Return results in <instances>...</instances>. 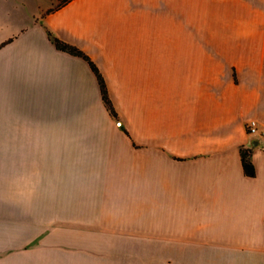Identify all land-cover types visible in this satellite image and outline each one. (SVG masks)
<instances>
[{
	"label": "crops",
	"instance_id": "crops-1",
	"mask_svg": "<svg viewBox=\"0 0 264 264\" xmlns=\"http://www.w3.org/2000/svg\"><path fill=\"white\" fill-rule=\"evenodd\" d=\"M56 2L0 0V264H264V0H214L220 39L187 0Z\"/></svg>",
	"mask_w": 264,
	"mask_h": 264
},
{
	"label": "rangeland",
	"instance_id": "rangeland-1",
	"mask_svg": "<svg viewBox=\"0 0 264 264\" xmlns=\"http://www.w3.org/2000/svg\"><path fill=\"white\" fill-rule=\"evenodd\" d=\"M187 8L191 34H198L205 39H220L228 35L219 31L218 24L224 21L216 16L214 0H187Z\"/></svg>",
	"mask_w": 264,
	"mask_h": 264
},
{
	"label": "trees",
	"instance_id": "trees-1",
	"mask_svg": "<svg viewBox=\"0 0 264 264\" xmlns=\"http://www.w3.org/2000/svg\"><path fill=\"white\" fill-rule=\"evenodd\" d=\"M69 1H71V0H57V2L49 10H54V9L60 8L61 6L68 3ZM49 35L53 39L57 48L65 50V51H67L73 55L81 56L89 62L91 68L93 69V71L95 72V74L97 76V79H98V82L100 85V90H101L103 102H104L107 110L111 114V116H113L114 118H117V112L115 111V108L113 106L111 98L108 94V90H107L105 80H104L102 74L100 73V71L98 70L97 66L95 65V63L90 59V57L83 50H81L76 45L70 44V43H68V42H66V41H64L58 37L52 36L51 32H49ZM242 163H243V168H244V171L246 172V174L253 175L254 174V166H253V163L250 159L249 151H247V150H242Z\"/></svg>",
	"mask_w": 264,
	"mask_h": 264
},
{
	"label": "built area",
	"instance_id": "built-area-1",
	"mask_svg": "<svg viewBox=\"0 0 264 264\" xmlns=\"http://www.w3.org/2000/svg\"><path fill=\"white\" fill-rule=\"evenodd\" d=\"M246 130L249 135L256 137L264 134V128H260L255 119H249L246 124Z\"/></svg>",
	"mask_w": 264,
	"mask_h": 264
},
{
	"label": "water",
	"instance_id": "water-1",
	"mask_svg": "<svg viewBox=\"0 0 264 264\" xmlns=\"http://www.w3.org/2000/svg\"><path fill=\"white\" fill-rule=\"evenodd\" d=\"M252 144H253V145H257V144H258V140H257V139H254V140L252 141Z\"/></svg>",
	"mask_w": 264,
	"mask_h": 264
}]
</instances>
